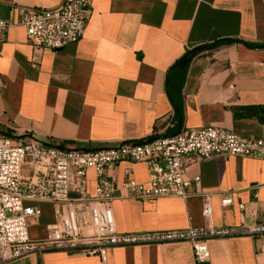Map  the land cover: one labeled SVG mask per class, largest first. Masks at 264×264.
<instances>
[{
	"label": "crops",
	"instance_id": "0c3cea01",
	"mask_svg": "<svg viewBox=\"0 0 264 264\" xmlns=\"http://www.w3.org/2000/svg\"><path fill=\"white\" fill-rule=\"evenodd\" d=\"M61 2L0 0V17L14 23L0 37V132L32 135L67 149L141 143L207 125L247 138L264 136V0H94L78 42L59 50L32 47L19 24L23 9ZM220 39L238 41L205 49L191 61L180 95V121L166 92L167 72L187 50ZM107 173L118 185L127 177L149 179L144 162L125 160ZM196 177L194 193L186 198L116 199L118 231L202 226L205 194L211 197L216 228L242 232L264 224L263 161L213 156L189 164L185 178ZM95 184L90 169V195ZM227 196L234 204H222ZM25 205L41 209L29 224L30 238H44L56 220L55 205L31 200ZM209 249L210 258L200 263L191 243L172 242L111 247L106 261L78 251L47 250L7 264H264V237L212 238Z\"/></svg>",
	"mask_w": 264,
	"mask_h": 264
},
{
	"label": "built area",
	"instance_id": "2783aa9c",
	"mask_svg": "<svg viewBox=\"0 0 264 264\" xmlns=\"http://www.w3.org/2000/svg\"><path fill=\"white\" fill-rule=\"evenodd\" d=\"M94 0H62L52 8L26 7L19 24L26 29L34 48L59 50L83 36ZM13 22L0 17V37ZM213 156L251 157L264 162V136L247 138L222 126L207 125L160 137L148 143L121 142L98 149L60 148L32 135L0 132V264L34 252L78 251L106 261L111 247L134 244L189 242L196 262L210 258L209 240L246 234L264 237V224L216 228L209 194L204 195L202 215L206 223L182 229L119 232L113 202L130 197L143 201L163 197L186 198L200 178L186 179L189 164ZM144 162L149 168L146 183L127 177L120 185L107 171L122 161ZM96 175L95 192L88 193V171ZM125 190L127 195H123ZM49 201L56 220L44 238L29 236V224L41 214L38 205L25 201ZM232 205L231 196L222 199ZM244 208L243 204L239 205Z\"/></svg>",
	"mask_w": 264,
	"mask_h": 264
},
{
	"label": "trees",
	"instance_id": "16d2710c",
	"mask_svg": "<svg viewBox=\"0 0 264 264\" xmlns=\"http://www.w3.org/2000/svg\"><path fill=\"white\" fill-rule=\"evenodd\" d=\"M238 40L234 39H220L210 44H205L204 46L196 47L190 50H187L186 53L175 62L168 70L166 75V92L169 96L173 104V108L175 110V114L178 116V119L182 120V101L180 98L181 92L183 90L185 78L187 75V70L191 61L203 53L205 49H214L221 45H227L234 43ZM249 46H253V44H248ZM187 59L188 62L184 67L179 66V61L181 59Z\"/></svg>",
	"mask_w": 264,
	"mask_h": 264
},
{
	"label": "water",
	"instance_id": "95a60500",
	"mask_svg": "<svg viewBox=\"0 0 264 264\" xmlns=\"http://www.w3.org/2000/svg\"><path fill=\"white\" fill-rule=\"evenodd\" d=\"M187 62H188V60L183 58V59H181L179 61V66L184 67L187 64ZM158 138H160V137H153V138H151L149 140L142 141L141 143L144 144V143L152 142V141H154V140H156Z\"/></svg>",
	"mask_w": 264,
	"mask_h": 264
}]
</instances>
